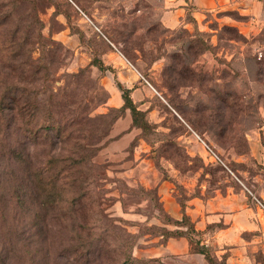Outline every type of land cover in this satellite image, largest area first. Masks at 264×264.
I'll return each instance as SVG.
<instances>
[{"label":"rangeland","instance_id":"374dc122","mask_svg":"<svg viewBox=\"0 0 264 264\" xmlns=\"http://www.w3.org/2000/svg\"><path fill=\"white\" fill-rule=\"evenodd\" d=\"M257 13L208 14L168 29L151 9L129 15L107 0H0V23L6 18L11 39L41 26L45 50L33 54L35 90H46L40 111L63 130L48 126L45 145L44 138L31 141L16 128L20 109L10 104L4 124L14 175L6 191L0 184V201L24 180L15 160L21 147L34 179L47 160L69 175H89L104 212L94 215L97 230L80 232L86 222L78 206L60 219L51 210L44 234L30 227L29 253L16 264H85L90 254L78 248L93 249L102 237L118 241L119 252L128 241L139 264H264V9ZM18 44L27 55L33 47L23 38ZM123 89L142 111L139 124L124 107ZM188 123L232 172L209 163ZM71 157L88 166L68 168ZM194 198L224 214L203 234L189 230L191 215L176 218ZM184 232L188 244L168 247ZM197 241L209 244L215 263L195 252ZM106 258L101 264H109Z\"/></svg>","mask_w":264,"mask_h":264},{"label":"trees","instance_id":"16d2710c","mask_svg":"<svg viewBox=\"0 0 264 264\" xmlns=\"http://www.w3.org/2000/svg\"><path fill=\"white\" fill-rule=\"evenodd\" d=\"M35 19H37V22H40L36 14ZM187 20L193 21L195 18L189 14ZM0 28H2V33H0V123L3 127L0 131V184L2 185V189L6 191V183L14 175V169L11 166L12 157L9 156L12 150L9 149L6 142L8 127L4 124L6 118L4 112L6 109H9L10 104L13 102L14 105L11 109H20L14 114V117L18 119L16 128L31 141L35 142L39 140L40 142V139L44 138L43 144L45 145L48 142L45 135L43 136L46 129L56 128L60 134L63 130L59 125L55 126L51 123L52 114H49V118H47L40 111V109H45L44 104L46 101L43 96L46 90L41 92L35 90L37 86L35 85V82H37L35 75L39 72L35 71L34 65L37 61L33 54L37 47L40 50L42 49V55L45 50L43 43L45 37L42 33L41 26L33 34L30 33L29 36L25 37H19L18 35L17 39H11L5 32V29L8 28L6 18L0 23ZM99 29L101 30L100 27ZM20 38L26 40V48L33 44V47L27 50L28 55L24 52L23 46L18 44V39ZM123 98L125 101L124 107L132 111L134 124H139V117L142 111L133 102L130 89H123ZM30 109L32 110L30 111ZM30 118H36V124L34 126L29 125L30 123L28 121ZM48 126L52 128L49 129ZM188 128L190 134L193 135V129L211 144L193 125L190 124ZM51 146L54 148V144ZM26 150L21 147L16 150L17 156L15 160L17 164L23 166L22 169L25 172H23L24 180L19 187L20 190H16V187L14 188L12 185L13 190L10 196L4 193L2 201H0V264H16L18 259L25 258L26 254L29 253L26 241L29 238L30 227L35 228L36 232L44 234L41 224L51 210H58L55 216L56 219H60L64 218L63 214L68 216L78 206V218L86 222L84 225H78L80 232H83V230L92 231V228L96 229L95 225H97L98 219L95 217L93 220L94 215L104 214L99 197L97 194L95 197L93 191L91 192L93 181H91L89 175L85 173L79 176L74 173H70L69 175L65 171V165L61 163V166H53V162L47 160L34 179L31 171L32 162ZM73 154H78V152H73ZM71 158L68 160L69 163L68 161L66 162L70 169L77 168L78 165L83 167L88 166V162L84 158L80 160L77 159L78 157ZM209 163L220 165L227 170L220 162L211 161ZM51 168H53V172L49 173ZM45 170L46 172H44ZM34 182L37 184V189L34 188ZM17 196L18 201L15 199ZM13 198L15 201H13ZM181 212L183 220L189 218L186 205H181ZM91 220H93L92 224ZM99 226L104 233L110 232L106 226ZM194 226L190 227L189 230H196L197 234L205 233V231L197 230ZM187 234V232H184L180 237L184 236L188 239ZM102 238L101 240L98 238V246L96 244L97 247L93 249L88 248L83 251V245L85 243L78 248L81 252L90 254L89 256H84L86 259L85 264H101V262L105 261V252H101L102 250L107 252L108 257L106 259L109 264H139L141 262L140 259L133 256L132 250H130L132 245L128 241L124 245L125 250L119 252L120 247H118V241ZM199 240H201V237ZM196 245L199 246V248H194L196 253L204 255L206 261L215 263L209 255V246L205 245L202 241H197ZM224 261L226 262V259Z\"/></svg>","mask_w":264,"mask_h":264},{"label":"crops","instance_id":"0c3cea01","mask_svg":"<svg viewBox=\"0 0 264 264\" xmlns=\"http://www.w3.org/2000/svg\"><path fill=\"white\" fill-rule=\"evenodd\" d=\"M112 3H121L128 14H141L147 9H151L155 12L158 21L168 29H176L183 23H188L187 17L189 14L192 15L196 20L203 21L206 19L208 14H217L224 12H239L241 14H258L257 12L263 10L264 0H107ZM263 13V12H262ZM85 17L89 19L92 24L101 32L98 25L85 14ZM137 18V17H136ZM188 25V24H187ZM108 39V37L105 36ZM121 52V51H120ZM122 53V52H121ZM123 54V53H122ZM126 58V57H124ZM128 61V60H127ZM129 62V61H128ZM130 63V62H129ZM131 64V63H130ZM193 207H188L189 211L187 214L192 216L195 224V228L199 231H205L208 223H215L223 221V213H219L218 209L210 208L206 203H202L200 199L194 198L190 202ZM210 204V203H209ZM187 209V207H186ZM181 216V217H180ZM176 218H182L181 215ZM184 240V241H183ZM187 240V241H186ZM187 242L188 239L184 236L176 238L174 241L169 242L171 246L172 242ZM205 245L209 244L203 242ZM171 250V248H169ZM186 251V249H184ZM182 250V251H184ZM181 252V251H177ZM233 259V257H230Z\"/></svg>","mask_w":264,"mask_h":264},{"label":"built area","instance_id":"2783aa9c","mask_svg":"<svg viewBox=\"0 0 264 264\" xmlns=\"http://www.w3.org/2000/svg\"><path fill=\"white\" fill-rule=\"evenodd\" d=\"M193 135L203 144L205 151L208 153V161H216L222 163L226 168H228L225 160L214 150V148L195 130L192 129ZM230 170V168H228ZM231 171V170H230ZM232 172V171H231Z\"/></svg>","mask_w":264,"mask_h":264}]
</instances>
